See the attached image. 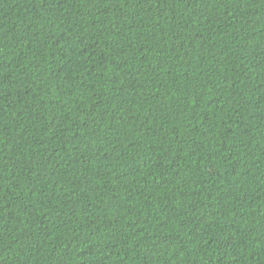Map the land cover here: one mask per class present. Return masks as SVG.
I'll return each mask as SVG.
<instances>
[{"label": "trees", "instance_id": "1", "mask_svg": "<svg viewBox=\"0 0 264 264\" xmlns=\"http://www.w3.org/2000/svg\"><path fill=\"white\" fill-rule=\"evenodd\" d=\"M0 264H264V0H0Z\"/></svg>", "mask_w": 264, "mask_h": 264}]
</instances>
